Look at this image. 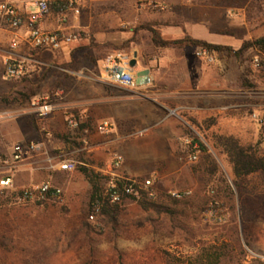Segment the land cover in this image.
Here are the masks:
<instances>
[{"label": "rangeland", "instance_id": "rangeland-1", "mask_svg": "<svg viewBox=\"0 0 264 264\" xmlns=\"http://www.w3.org/2000/svg\"><path fill=\"white\" fill-rule=\"evenodd\" d=\"M74 8L77 14L61 10L66 14L63 23L76 26L73 34L78 35L65 59L62 50L24 47L23 53L35 62L24 64L23 76L8 79L0 66V179L7 176L3 163L15 145L44 140L48 156L71 154L84 162L86 151L76 152L87 147L94 127L84 124L88 134H71L61 111L64 124H52L45 138V121L23 113L32 101H61L63 89L76 85L70 73L97 72L115 51L133 57L134 73L148 71V83L139 87L142 93L125 95L142 94L165 108L161 117L168 115L174 123L175 156L169 162L175 174L157 176L153 198L124 200L114 219L99 215L90 223L93 184L101 197L109 175L88 165L61 173L48 169L40 154L26 158L12 174L14 191L0 190V264H264V176L235 178L217 142L233 137L264 159V128L251 119L253 113L264 116V44L239 55L207 51L213 58L208 64L196 58L194 48L155 47L143 28L170 40L196 28L193 38L239 51L244 43L264 37V0H85ZM255 57L259 67L253 65ZM190 70L205 73L204 109L174 111L177 104H192L183 94H173L190 82L175 78V72ZM221 91L222 98L217 96ZM30 93L34 96L24 102L22 96ZM124 136L129 142L138 134L129 130ZM181 137L199 141L206 152H199L194 163L179 161L176 155L186 147ZM131 148L128 166L145 170L151 158L140 147ZM47 180L61 190L60 199L42 204L19 200L22 189ZM173 192L190 195L177 201L170 196Z\"/></svg>", "mask_w": 264, "mask_h": 264}, {"label": "built area", "instance_id": "built-area-1", "mask_svg": "<svg viewBox=\"0 0 264 264\" xmlns=\"http://www.w3.org/2000/svg\"><path fill=\"white\" fill-rule=\"evenodd\" d=\"M85 0H32L31 4L34 8L33 13H23L20 11L18 4L20 0H0V31L6 37L7 50L10 53L4 62L5 75L8 79H19L24 75L26 69L25 63L35 62L32 58L15 57L14 51L21 44H24L32 50L58 51L63 46H67L77 41V34H65L62 30L53 32L43 31L39 24L40 21L49 13L51 3L63 4V9L73 11L77 14L76 6ZM66 19L65 12L61 11L59 20L64 22ZM195 56L203 60L205 63H212L213 58L205 49H196ZM133 57L122 51H115L106 56L101 62L99 75L96 78L103 84L113 86L130 93H136L137 86L135 84L134 69L130 67ZM254 67L260 66V59L255 57L253 60ZM74 77L82 79L85 75L82 72L70 73ZM59 93L54 95L58 98ZM61 108L54 101H32L29 108L24 110V115L33 116L43 120L48 116L59 111ZM66 112L65 126L71 134L82 131L88 134L87 130L82 129L84 122L81 116H75L70 109H63ZM251 119L259 126L264 128V116L259 113H253ZM113 124L104 120L96 126V132L100 135H109L113 131ZM186 147L181 152L179 161L186 163H194L198 157V147L196 144L191 145L188 140L185 142ZM86 144V143H85ZM84 149L77 151L82 152ZM72 153V154H76ZM34 154H40L45 157L44 162L50 170L61 173H71L76 170L77 165L71 154H60L59 156L50 157L42 149L40 144L30 143L27 145H15L12 148L9 159L4 161V170L7 176L0 179V190L14 191L12 174L20 167V164L28 157ZM123 159L120 155H113L110 165L109 180L102 194V200L110 205H120L127 199H139L142 194L147 198H153L155 193L153 187L158 180L156 175H150L146 179L136 177H127L117 173L121 168ZM189 192H173L170 193L172 199L180 201L187 198ZM61 197V190L47 180L40 185L30 186L19 192L20 201L29 203H45L49 200H58ZM101 213V207L94 205L87 215V221L94 223Z\"/></svg>", "mask_w": 264, "mask_h": 264}, {"label": "crops", "instance_id": "crops-1", "mask_svg": "<svg viewBox=\"0 0 264 264\" xmlns=\"http://www.w3.org/2000/svg\"><path fill=\"white\" fill-rule=\"evenodd\" d=\"M31 1L32 0H20L18 4L20 11L27 14L33 13L35 10L32 7ZM57 14V12L53 11V13L51 12L43 17L39 24L40 28L47 32L62 30L65 34H73V30H76L77 27L64 24L59 20ZM196 30L198 29H187L186 33L193 38L192 36L197 33ZM68 46L69 45L63 46L60 49L64 52V59L67 56L65 50L67 51ZM24 47L27 46L21 44L18 49L14 51V56L30 58L29 55L23 53ZM9 54L6 37L0 31V66H4L6 57ZM176 60L178 59H175V61ZM80 72H82L85 77L82 79L75 77L76 80H74L73 84L76 85L72 86L70 89H63L61 92L63 98L61 96V101L56 102L61 109L43 119L46 125V133H43V136L45 138L50 137V128H52V124H64L61 111H63V109H70L75 116H81V118H83V122L86 126L91 125V127H94L93 133L88 137L87 147L83 148L86 153L84 162L80 163L82 166L88 165L92 169L97 168L96 170L108 175L110 173V166H107L109 157L116 154L120 155L123 159L121 168L117 171L120 175L139 177L150 174L158 177H166L175 174V171L170 168L173 162H169V159L175 156V149L173 146L177 139V135L173 129L174 123L169 120V117H167L168 115L164 114L163 117L160 115V113H163L162 111H166V109L146 99L142 94H138L137 98L134 96L128 97L125 95V92L128 93L127 91L101 83L96 79L99 75V70L97 72L90 70ZM182 77L189 78L190 82L184 86L183 91L175 90L173 94H175L174 96L183 94L184 98L189 99L192 104H185V106L182 107L180 106L182 104H177L176 110L174 111L179 109L186 110L187 112L203 110L204 107H202L201 104H204L205 99L208 98V88L204 81L205 73L200 70L175 72V78L178 79ZM180 83L179 80V84ZM216 85V88L218 86L220 87V84ZM113 90L116 92H113ZM142 90L144 89L138 87L136 93H142ZM217 96L222 98L224 92L221 91ZM198 103L200 104L199 106H197ZM170 114L169 112V115ZM10 118H15V115ZM104 120L110 121L114 127L113 131L105 136L98 134L95 128L99 122ZM129 130L135 131L138 136L134 140L127 142L124 135L126 131ZM179 140L183 143L187 141L186 137H181ZM43 141L44 140H41L39 143L42 149L45 150ZM133 145H136L137 148L140 147L142 153L146 154L148 158H151V160L144 164L146 167L145 170L141 171L138 168L131 169L126 162L127 152L131 151ZM182 151H179L178 155H176L178 159ZM97 164L100 166H95ZM160 165L161 167L162 165L164 166V170H159L158 167H160ZM100 167L101 170L99 169Z\"/></svg>", "mask_w": 264, "mask_h": 264}, {"label": "trees", "instance_id": "trees-1", "mask_svg": "<svg viewBox=\"0 0 264 264\" xmlns=\"http://www.w3.org/2000/svg\"><path fill=\"white\" fill-rule=\"evenodd\" d=\"M63 4L59 3H51V8L54 12L59 13L63 9ZM145 30L150 32L151 41L155 47L159 48H182V47H190L194 49H205L208 52H219V51H227L234 54H242L251 47L263 45L264 37L260 38L254 42L244 43L239 51H233L230 47L212 45L202 40L193 39L190 36L184 35L181 39L170 40L164 39L160 36V34L152 29L151 27H143ZM33 93L29 95H23L24 102L30 101L33 97ZM217 142L219 146L222 148L225 156L228 159V162L231 166L232 173L235 178H245L251 175H259L264 176V159L258 157L255 153L251 151V149L244 148L239 145L238 141L233 137H219L217 138ZM196 144L199 152L205 153L206 150L204 146L197 140L191 142V145ZM207 162H209V157L206 158ZM82 173L89 177L87 171H82ZM98 191L94 187L90 198V210L94 205H99L101 207L100 215H105L109 219H114L117 213L118 205H110L106 201L102 200V196H97ZM142 200L147 199L145 194H142L140 197ZM135 200V199H133Z\"/></svg>", "mask_w": 264, "mask_h": 264}, {"label": "water", "instance_id": "water-1", "mask_svg": "<svg viewBox=\"0 0 264 264\" xmlns=\"http://www.w3.org/2000/svg\"><path fill=\"white\" fill-rule=\"evenodd\" d=\"M135 60L131 61L130 67L135 69ZM148 83V71H141L135 74V84L137 87L143 86Z\"/></svg>", "mask_w": 264, "mask_h": 264}]
</instances>
